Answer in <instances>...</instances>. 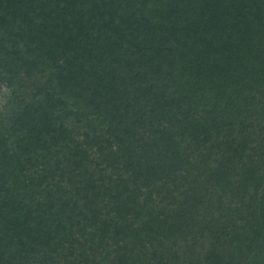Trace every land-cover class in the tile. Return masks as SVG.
Segmentation results:
<instances>
[{
	"label": "trees",
	"instance_id": "16d2710c",
	"mask_svg": "<svg viewBox=\"0 0 264 264\" xmlns=\"http://www.w3.org/2000/svg\"><path fill=\"white\" fill-rule=\"evenodd\" d=\"M21 42L64 73L38 160L0 140V264H48L77 228L125 243L102 264H264V0H0V54ZM70 91L102 127L83 141Z\"/></svg>",
	"mask_w": 264,
	"mask_h": 264
},
{
	"label": "rangeland",
	"instance_id": "374dc122",
	"mask_svg": "<svg viewBox=\"0 0 264 264\" xmlns=\"http://www.w3.org/2000/svg\"><path fill=\"white\" fill-rule=\"evenodd\" d=\"M0 63L3 72H6L3 78H0V140L7 137L20 144H25L28 147L29 161H37L39 153L48 149L50 136L56 132V126L47 120V117L54 113V109L46 99L56 96L57 90H55L52 77L61 78L63 76V61L56 55L30 56L26 52L25 43L21 42L14 52H2ZM72 96L74 93L70 91L67 95H62V99L64 103L65 101L66 104L68 103V109H72L73 113L68 121L74 123L72 126L75 127L76 137L83 141L84 133L94 129L101 131L102 127L99 126L97 120L90 121L88 114L74 115L77 110L69 101ZM10 143L14 145L13 142ZM100 162L104 161L100 160ZM104 165L102 168H106L107 163ZM103 175L108 178V175L112 176V172L108 171V174L103 173ZM74 231L78 233L76 236L81 239L82 243H63L60 248H56L57 253L48 264H78L84 260L102 264L107 256L111 260L120 256L126 249L123 247L125 243H116L117 240L110 238L106 232L102 233L107 235L106 238L98 239L95 235L94 239L92 236L85 238L86 235L79 232L78 228ZM71 244L75 251L68 250ZM153 247L149 243L133 241L127 243L126 254L127 257L140 255L150 258L155 255Z\"/></svg>",
	"mask_w": 264,
	"mask_h": 264
}]
</instances>
